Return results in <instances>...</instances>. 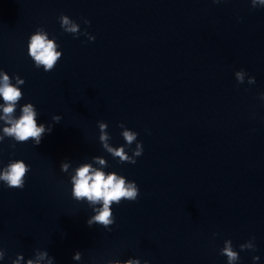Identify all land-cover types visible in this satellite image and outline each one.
Returning a JSON list of instances; mask_svg holds the SVG:
<instances>
[{"label":"water","instance_id":"water-1","mask_svg":"<svg viewBox=\"0 0 264 264\" xmlns=\"http://www.w3.org/2000/svg\"><path fill=\"white\" fill-rule=\"evenodd\" d=\"M38 30L61 52L48 71L28 54ZM0 69L24 81L13 115L31 102L51 128L39 144L0 131V167L29 166L22 188L0 181V264L40 252V264H229L226 241L232 264H264L258 0H0ZM124 129L137 133L131 144ZM137 141L135 163L104 146L133 156ZM85 162L138 185L135 200L110 205L106 226L86 222L99 202L72 194Z\"/></svg>","mask_w":264,"mask_h":264},{"label":"clouds","instance_id":"clouds-1","mask_svg":"<svg viewBox=\"0 0 264 264\" xmlns=\"http://www.w3.org/2000/svg\"><path fill=\"white\" fill-rule=\"evenodd\" d=\"M259 4L264 5V0H258ZM61 25L66 31L76 32L78 25L72 22L67 16L61 15ZM94 39V37H90ZM28 54L33 59L37 67L43 65L45 71L51 70L56 63L57 59L61 56V52L57 49L56 42L53 38H49L47 33L38 30L32 33L28 40ZM238 80H242L243 71H236L235 73ZM250 79H252L250 77ZM23 78L16 76L15 83H12L9 75L4 70L0 69V120L5 121V125L0 128L5 135L11 136L18 141H26L32 138L35 144H39L42 135L46 131H51L50 126L46 127L43 122L37 123L36 110L31 102H25L20 105L18 115H13L16 109L17 102L22 96L19 85L22 84ZM53 119L59 120V116H54ZM101 129L106 125L101 123ZM122 135L126 143L131 144L136 139L137 133L130 129H124ZM100 139L106 141V135L101 134ZM114 155L119 156L121 160L127 159L135 163V156L142 153V143L137 141L136 148L133 150V156H127L123 150V146L111 148L107 143L104 145ZM99 164H104L105 161L97 158ZM28 165L22 159L9 160L3 167H0V181L5 183L6 187L24 186L25 174L28 170ZM61 169H67V163H61ZM72 194L75 198H85L94 206L99 202V207H94V212L91 217L87 219V223L98 222L103 225L112 223L113 217L111 214L110 205L113 202L119 203L121 199L135 200L138 195V185L135 180H126L123 175L116 172L109 171L105 173L102 168L93 167L90 163H81L71 175ZM227 255L229 264H232L237 258V252L232 250L229 241L225 242L223 249ZM38 259H27L26 264H40V261L46 257V252H40ZM22 254H17L16 260L13 264H19L22 259ZM74 259L79 258L78 253H74ZM258 259V257H253ZM48 264H51V258L48 257ZM119 264V262H117ZM123 264H139L135 258L123 262Z\"/></svg>","mask_w":264,"mask_h":264}]
</instances>
